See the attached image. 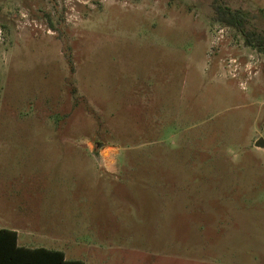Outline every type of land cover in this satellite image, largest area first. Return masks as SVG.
Here are the masks:
<instances>
[{
	"label": "rangeland",
	"instance_id": "obj_1",
	"mask_svg": "<svg viewBox=\"0 0 264 264\" xmlns=\"http://www.w3.org/2000/svg\"><path fill=\"white\" fill-rule=\"evenodd\" d=\"M264 0H0V229L83 264H264Z\"/></svg>",
	"mask_w": 264,
	"mask_h": 264
},
{
	"label": "trees",
	"instance_id": "obj_2",
	"mask_svg": "<svg viewBox=\"0 0 264 264\" xmlns=\"http://www.w3.org/2000/svg\"><path fill=\"white\" fill-rule=\"evenodd\" d=\"M217 23L231 27L242 34L244 44L264 53V31L244 32L247 17L240 10H231L220 4L213 5ZM0 264H83L79 260H66L61 251L43 247L26 248L17 243L15 231L0 229Z\"/></svg>",
	"mask_w": 264,
	"mask_h": 264
},
{
	"label": "water",
	"instance_id": "obj_3",
	"mask_svg": "<svg viewBox=\"0 0 264 264\" xmlns=\"http://www.w3.org/2000/svg\"><path fill=\"white\" fill-rule=\"evenodd\" d=\"M256 146H264V142H263V140L261 138L256 143Z\"/></svg>",
	"mask_w": 264,
	"mask_h": 264
},
{
	"label": "crops",
	"instance_id": "obj_4",
	"mask_svg": "<svg viewBox=\"0 0 264 264\" xmlns=\"http://www.w3.org/2000/svg\"><path fill=\"white\" fill-rule=\"evenodd\" d=\"M13 231V230H12ZM16 232V231H15ZM16 234H17V232H16ZM17 243H18V234H17Z\"/></svg>",
	"mask_w": 264,
	"mask_h": 264
}]
</instances>
